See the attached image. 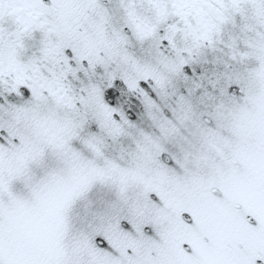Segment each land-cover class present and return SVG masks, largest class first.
Masks as SVG:
<instances>
[{"label": "snow or ice", "instance_id": "1", "mask_svg": "<svg viewBox=\"0 0 264 264\" xmlns=\"http://www.w3.org/2000/svg\"><path fill=\"white\" fill-rule=\"evenodd\" d=\"M0 264H264V0H0Z\"/></svg>", "mask_w": 264, "mask_h": 264}]
</instances>
